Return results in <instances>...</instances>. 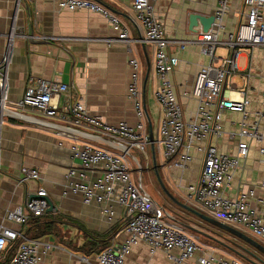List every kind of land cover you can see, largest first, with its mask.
<instances>
[{
    "label": "crops",
    "instance_id": "0c3cea01",
    "mask_svg": "<svg viewBox=\"0 0 264 264\" xmlns=\"http://www.w3.org/2000/svg\"><path fill=\"white\" fill-rule=\"evenodd\" d=\"M93 1L104 5L120 18L132 41L129 46L108 45L104 42V39L113 37L114 33L108 21L99 14L61 11L55 0H0V66L9 47L11 49L6 71H0V84L5 73L7 79V110L1 107L3 91L0 86V119H3L0 133V229L29 233L32 235L30 237H34L31 239L47 244L49 250L41 264H86V260L95 262L99 252H95L94 248L103 249L112 245L118 247L127 239L124 231L125 211L118 205H112L113 215H109L105 213V205L95 201L86 204L82 195L70 191L67 193V172L72 167L79 166L78 161L73 160L72 148L92 143L96 147L109 149L108 145L89 137H82L80 142L59 137L55 130L42 126L33 119L26 120L16 115L15 113H22L29 118H39L32 112H23L16 104L30 81L42 78L72 87L83 98L88 112L100 116L106 124L116 126L126 122L135 125L136 111L127 98L132 73L129 60L132 58L140 63V95L147 112L148 133L150 134L151 125L155 141L154 147H148L147 158L137 151L132 152L131 170L140 177L134 181L136 184L142 183L146 174L149 180L147 185H153L154 189L158 185L166 196L163 198L168 199L172 213H178V217H181L175 220L188 225L194 221L207 232L215 230L195 214L179 207L163 189L164 186L177 200L205 214L197 204L188 205L187 201V189L199 177L202 155L193 149L192 161L184 171L164 157L159 138L163 113L155 97L158 88L156 48L145 42L144 32L132 21L135 16L133 0ZM217 8V0H157L155 5L156 15L163 21L167 36L188 42L197 41L203 30L199 20L191 26L190 17H216ZM243 10V0H233L231 11L224 18L221 41L226 40L229 33L236 31L241 21L237 13ZM226 51L229 54L227 49ZM170 53L179 59V64L171 75L174 91L183 108L185 120L191 121L198 108V101L191 96L196 77L203 66L210 64L211 59L203 52V47L195 43L188 44L183 51L172 46ZM238 66L240 72L233 77L232 84L238 91H248V97L252 101L250 109H262L264 48H243L238 57ZM249 68L252 69V77L247 79L243 73ZM235 78L238 79L237 84L233 82ZM60 105H63L62 99ZM240 120V114L226 112L222 123L225 132L232 130L231 123ZM86 133L91 135L88 131ZM214 143L222 152L235 154L237 151L236 143L226 136L214 140ZM253 150L258 159L252 161L250 155ZM261 160L259 145L252 143L245 165L243 163L232 182L228 193L230 197H235L241 191L255 189L256 196L264 198V189L260 187L264 181V164ZM24 169L37 170L40 178L24 182ZM98 176V173H93L91 180ZM152 179L156 186L151 182ZM75 180H79V177L76 176ZM40 188L47 190L55 207L50 214L62 217L55 223L52 232H47L44 226L33 225L31 220L26 225H20L8 218L10 213L25 207L29 196L35 195ZM186 233L194 236L199 246H205L217 256L238 260L207 237L192 231ZM91 235L104 237V242H96ZM16 243L7 246L1 264H9L14 258ZM200 256L201 252H198L186 264H196ZM126 264L174 263L163 251L152 254L146 244L140 243L133 249Z\"/></svg>",
    "mask_w": 264,
    "mask_h": 264
},
{
    "label": "built area",
    "instance_id": "2783aa9c",
    "mask_svg": "<svg viewBox=\"0 0 264 264\" xmlns=\"http://www.w3.org/2000/svg\"><path fill=\"white\" fill-rule=\"evenodd\" d=\"M55 1L61 11H84L103 16L114 33L113 37L104 39L108 45L131 44L127 28L104 5L93 0ZM156 2L157 0H133L135 16L132 21L144 32L145 42L156 48L158 88L155 97L163 113L159 138L164 157L184 171L192 161V150L196 149L202 155V166L197 181L187 189L188 203L197 204L212 219L243 230L264 244V198L257 197L255 189L241 191L235 197L228 195L236 173L249 157L252 143L259 145V154L264 164V89L261 92L262 109L252 110L248 91H238L232 84L233 77L240 72L238 57L242 49L264 48V0H243L244 10L237 13L241 21L236 31L229 33L224 41L220 40V35L224 31V18L231 11L233 0H217L216 23L207 33L201 32L199 39L194 42L174 40L167 36L163 21L156 15ZM11 41L12 38L10 45ZM190 43L203 47V52L211 61L197 74L191 96L198 101V108L193 119L186 121L171 80L179 59L170 53V47L175 46L178 51H183ZM220 48H226L229 54L217 57L216 53ZM10 58L9 47L0 66L4 72ZM129 65L132 73L127 98L136 111L135 125L126 122L116 126L106 124L100 116L88 112L83 98L72 87L42 78L31 80L16 104L23 112H32L39 118H29L22 113H15L16 115L26 120L33 119L42 126L55 130L59 137L79 142L82 137L95 138L110 147L103 149L92 143L75 145L72 157L74 161H78L79 166L72 167L67 172V193L70 191L82 195L86 204L95 201L105 205V213L109 215H113L112 205H118L125 211L124 231L127 239L118 247H107L98 253L95 262L86 260V264H126L133 249L140 243L146 244L152 254L163 251L174 264H186L198 252H201V256L197 258L196 264H244L233 258L219 257L205 246H199L193 236L171 219L166 208L147 192L142 183L136 184L132 180V152L137 151L147 158L151 142L147 112L140 95V63L132 58ZM243 75L250 79L252 69H247ZM6 81L5 73L0 84L3 110H7ZM226 112L241 116L239 122L231 123L232 130L229 132H225L222 124ZM2 126L1 118L0 133ZM225 136L236 143L235 154L222 152L214 143V140ZM93 173H98L99 176L91 180ZM23 175L24 182L40 178V173L35 169H24ZM76 176L79 180H75ZM260 187L264 189V181ZM48 198L47 190L40 188L35 195L29 196L25 207L10 213L8 218L26 225L31 217H43L48 213ZM16 242L20 243L9 264H41L49 250V246L40 240L1 228L0 264L7 246Z\"/></svg>",
    "mask_w": 264,
    "mask_h": 264
},
{
    "label": "water",
    "instance_id": "95a60500",
    "mask_svg": "<svg viewBox=\"0 0 264 264\" xmlns=\"http://www.w3.org/2000/svg\"><path fill=\"white\" fill-rule=\"evenodd\" d=\"M198 20L202 24L203 33H207L209 30H211L214 24L216 23L215 16L202 17L200 15H192L190 17L191 26H194ZM0 71L3 72V69L0 68ZM149 138L151 145L154 147L155 141H154L153 130L151 125H150ZM155 172L160 180L161 178L159 177V173L156 167H155ZM163 189L166 192L167 196L179 207L187 211H190L191 213L199 217L202 221L206 222L208 225H211L212 227L215 228V230L210 229L209 232H207L204 229H201V227H199L200 226L199 223L191 221V224L188 225L181 221L175 220L171 217V219L177 222L178 224H180L185 229V231H192L195 232L196 234L207 237L208 239L212 240L220 247L224 248L232 256L239 257L242 261L246 262L247 264H264V259L262 258V256L264 257V245L259 243L256 239L250 237L249 235L245 234L239 229H236L222 222L216 221L211 217L207 216L206 214H202L200 212L191 209L189 206H187L186 204L180 202L175 197H173L171 193H169L164 186ZM48 202H49L48 213H51L53 212L55 207L53 206L49 198H48ZM225 234L230 235L239 241H242L247 246L253 248L255 251L250 250L248 247L242 245L241 243L239 244L233 241L232 239L226 237Z\"/></svg>",
    "mask_w": 264,
    "mask_h": 264
},
{
    "label": "rangeland",
    "instance_id": "374dc122",
    "mask_svg": "<svg viewBox=\"0 0 264 264\" xmlns=\"http://www.w3.org/2000/svg\"><path fill=\"white\" fill-rule=\"evenodd\" d=\"M237 20V19H236ZM238 21V20H237ZM234 32H235V30H234ZM227 51H226V49H223V48H220V49H218L217 50V53H216V56L217 57H225V56H227ZM238 79L237 78H235L234 79V83L235 84H237L238 83V81H237ZM258 159V156H257V153L256 152H254V150L252 151V153H251V155H250V160H257ZM143 166L145 167V164L143 163ZM139 175V174H138ZM138 175L137 174H133V172L131 173V176H132V180L134 181L135 179H137L138 180V178H140V177H138ZM157 177V176H156ZM153 178V177H152ZM135 182V181H134ZM154 185L156 184V182H154V180L152 179V181H151ZM143 184H144V186H145V188H146V190L148 191V193L157 201V202H159L160 204H162L167 210H168V212H170L171 213V216H172V218L173 219H181V217H178L179 215H177L178 213H172L173 211H172V209H170V207L168 206V199H164L163 197H165L166 198V196H164L165 194L163 193V191H161L160 190V187L157 185H155L156 187H155V189L153 188V185H150V186H148L147 184L149 183V180H148V177H147V175L146 174H144V179H143V182H142ZM151 183V184H152ZM161 191V192H160ZM160 194H162V195H160ZM188 205H190V203H188ZM240 231H242V232H244L245 234H247L245 231H243V230H240ZM191 235V234H190ZM247 235H249V234H247ZM225 236L226 237H228V238H230V239H232L233 241H235V242H237V243H241L242 245H245L246 247H248L250 250H253V251H255L253 248H251L250 246H247L245 243H243L242 241H239V240H237V239H235L234 237H232V236H230V235H226L225 234ZM250 236V235H249ZM194 237V236H193ZM250 237H252V236H250ZM253 238V237H252ZM259 242V241H258ZM259 243H261V242H259ZM262 244V243H261ZM262 245H264V244H262ZM234 257H236L238 260H240V261H242L239 257H237V256H234ZM244 262V261H243ZM245 263V262H244Z\"/></svg>",
    "mask_w": 264,
    "mask_h": 264
},
{
    "label": "trees",
    "instance_id": "16d2710c",
    "mask_svg": "<svg viewBox=\"0 0 264 264\" xmlns=\"http://www.w3.org/2000/svg\"><path fill=\"white\" fill-rule=\"evenodd\" d=\"M55 219H57V220H55ZM58 219H62V217L61 218H59L57 215H53V214H50V213H47L45 216H43V217H31V222L33 223V225H35V226H44V229L47 231V232H52L53 230H54V228H53V226L55 225V223H57L58 222ZM53 220H55V221H53ZM43 230H41V232H42ZM25 236L26 237H29V238H34V237H30V236H32V235H30L29 233L28 234H25ZM94 239H95V241L96 242H98L99 240L101 241V242H104L103 240H102V238H104V237H102V236H98V235H91ZM19 243L20 242H18V243H16V248H15V251L17 250V247H18V245H19ZM108 246H106L105 248H103V249H99V248H94L93 250L95 251V252H101V251H103L104 249H106ZM100 250V251H99Z\"/></svg>",
    "mask_w": 264,
    "mask_h": 264
},
{
    "label": "flooded vegetation",
    "instance_id": "af4514ba",
    "mask_svg": "<svg viewBox=\"0 0 264 264\" xmlns=\"http://www.w3.org/2000/svg\"><path fill=\"white\" fill-rule=\"evenodd\" d=\"M264 259V258H263Z\"/></svg>",
    "mask_w": 264,
    "mask_h": 264
}]
</instances>
